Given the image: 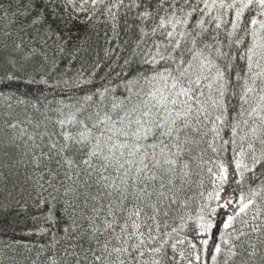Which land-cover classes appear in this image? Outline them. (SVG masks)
<instances>
[{"label":"snow or ice","instance_id":"6c2138e0","mask_svg":"<svg viewBox=\"0 0 264 264\" xmlns=\"http://www.w3.org/2000/svg\"><path fill=\"white\" fill-rule=\"evenodd\" d=\"M0 264H264V0H0Z\"/></svg>","mask_w":264,"mask_h":264}]
</instances>
